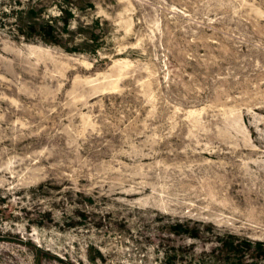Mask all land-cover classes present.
Segmentation results:
<instances>
[{
	"label": "rangeland",
	"instance_id": "1",
	"mask_svg": "<svg viewBox=\"0 0 264 264\" xmlns=\"http://www.w3.org/2000/svg\"><path fill=\"white\" fill-rule=\"evenodd\" d=\"M0 264H264V0H0Z\"/></svg>",
	"mask_w": 264,
	"mask_h": 264
},
{
	"label": "trees",
	"instance_id": "2",
	"mask_svg": "<svg viewBox=\"0 0 264 264\" xmlns=\"http://www.w3.org/2000/svg\"><path fill=\"white\" fill-rule=\"evenodd\" d=\"M64 12L66 14H65L64 18L62 17L63 18L62 29L65 31L68 29V26H69V22L67 21V17L70 16L71 14L69 11H66V10L62 11L61 14H63ZM35 14H36V10L34 8H31L27 11L28 20L26 19L25 21H27L28 23L24 22L27 24H23V25H26L25 34L30 33L32 31H38V32H41V34L45 35L46 37L55 41V35L57 32H56L54 25L49 24L48 22L43 23V24H41V23L37 24V23L33 22V17ZM20 30H21V27H20Z\"/></svg>",
	"mask_w": 264,
	"mask_h": 264
}]
</instances>
